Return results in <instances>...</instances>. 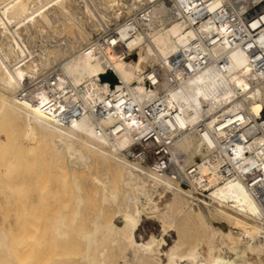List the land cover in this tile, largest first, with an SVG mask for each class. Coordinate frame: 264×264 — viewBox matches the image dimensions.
I'll return each mask as SVG.
<instances>
[{
    "label": "bare ground",
    "instance_id": "1",
    "mask_svg": "<svg viewBox=\"0 0 264 264\" xmlns=\"http://www.w3.org/2000/svg\"><path fill=\"white\" fill-rule=\"evenodd\" d=\"M163 1L0 0V154L9 163L17 151L22 156L23 146L20 151L16 149L19 135L27 136V142L36 136L37 144L44 141L49 145L46 151L47 145L40 142L39 149L44 147L48 155L50 151V159L57 160L65 173L61 191L56 187L50 192V184L47 189V183L37 184L42 188H37V195L34 188L35 198L29 196L31 188L26 181L28 191L21 179L15 182L20 188L16 190L19 199L22 193L20 212L24 217L30 216L28 211L33 215L31 233L24 228L22 233L19 229L21 234H15L23 249L34 243V264H257L256 260L264 257V219L242 184L217 185L208 190V199L197 201L176 182L150 173L124 156V150L142 133L138 119L115 115L93 120L82 116L65 124L60 117L66 109L64 101L42 110L16 99L23 81L55 69L60 79L85 86V98L100 100L106 92L126 88L137 106L148 105L157 92L145 87L144 70L161 66L183 39L193 34L186 23L169 21ZM147 4H154L152 20L129 44L128 58L122 59L115 50L87 48L106 27ZM83 16L92 21L90 29L82 26ZM71 26L77 27L74 34L70 33ZM215 51H226L228 61L222 69L211 68V78L204 73L169 91L164 101L174 115L170 125L188 124L191 129L174 133L177 136L170 147L173 157L184 164L193 163L197 155L203 158L213 143L206 130L192 129L198 121L211 119L212 124L221 114L238 110L253 120L264 112V85L251 72L247 56L237 48L228 49L224 41ZM108 71L119 79L113 88L100 79ZM156 122L159 127L165 123L162 118ZM93 167H101L104 174L86 177ZM199 171L204 173V167L199 166ZM48 193L52 206L45 199ZM51 207L54 216L47 237L41 229L44 213ZM18 217L20 222L25 221ZM2 230L0 252L6 250L5 242L11 244V233ZM47 243L52 250L46 251ZM12 251L9 255L15 256V249ZM7 255L5 259L13 264V257Z\"/></svg>",
    "mask_w": 264,
    "mask_h": 264
},
{
    "label": "built area",
    "instance_id": "2",
    "mask_svg": "<svg viewBox=\"0 0 264 264\" xmlns=\"http://www.w3.org/2000/svg\"><path fill=\"white\" fill-rule=\"evenodd\" d=\"M163 2L169 21L186 23L193 34L183 39L161 66L144 70L145 87L157 92L148 105L137 106L126 88L106 92L100 100L93 101L94 96L85 98V86H73L68 78L60 79L55 69L23 81L15 94L16 99L25 106L42 110L64 101L66 109L60 117L65 124L82 116H90L93 120L115 115L138 119L142 133L124 150L128 160L176 182L197 201L208 199V190L217 185L240 183L256 201L260 217L264 219V112L253 120L238 110L221 114L212 124L211 119L210 122L198 121L192 129L206 130L213 143L203 158L184 164L180 158L173 157L170 147L177 136L174 137V133L179 135L191 129L188 124L184 127L170 125L174 115L165 108L164 102L169 91L204 73L211 78V68H223L228 61L226 51H215L223 41L228 49L237 48L247 56L251 72L257 82L264 85V0ZM153 6L144 5L106 27L87 48L103 52L115 50L122 59L128 58L131 54L129 44L151 22ZM159 118L165 121L160 127L156 122ZM199 166L204 167V173H200ZM194 179L198 184L192 183Z\"/></svg>",
    "mask_w": 264,
    "mask_h": 264
},
{
    "label": "rangeland",
    "instance_id": "3",
    "mask_svg": "<svg viewBox=\"0 0 264 264\" xmlns=\"http://www.w3.org/2000/svg\"><path fill=\"white\" fill-rule=\"evenodd\" d=\"M108 13L110 12V10L109 11H107ZM123 17H125V16H123ZM122 17V18H123ZM122 18H120V19H118V21H120ZM82 19H83V22L84 23H82V26L85 28V29H90V26H92L91 24H92V21H90V18L88 19V17L87 16H83L82 17ZM117 21V22H118ZM88 27V28H87ZM73 29V30H72ZM70 30L72 31H70V33L72 34H74L75 33V31L77 30V27L76 26H71V28H70ZM28 136H30V135H28ZM19 137L20 138H18V140H17V148L16 149H19V151H20V147L21 146H23V149H21V154H22V156H18V155H20V152H18L16 149H14V151L13 152H15V151H17V153H16V155L15 154H13V155H15L14 157H12V156H10V157H12V160H9V163L5 160V155H4V159H3V154L1 153L0 154V227H1V230L2 229H4V233L6 234V232H10L11 234H10V236H11V238H9V236H8V238L10 239V245L8 244L9 242L7 241V242H5V249L7 250V253H8V255L6 254V250H4V251H1L0 252V264H9V263H11L10 262V260H7V259H5V257H6V255H7V257L8 256H10L11 254H13V251H12V249L14 250L15 249V256L13 255V256H10L11 258L13 257V259H11L10 257H9V259H11V260H13L12 262H14V263H16V264H34L35 263V257L33 258V256H34V254H35V248H34V243H29L30 244V246L31 247H29L28 245L23 249L22 247H21V243H20V240H18V238H19V233L20 232H18L19 231V229L21 230V233L23 232L22 230L25 228L26 229V231H27V233H31V230H32V225H31V223L29 224V222L31 221V219H33V218H30V216L32 217L33 215H32V212H26L27 213V215H28V213H30V216L29 217H24L23 215V213H21L22 211L20 210V208H19V204H20V199H21V194L22 193H19L20 194V199L18 198L19 197V195H18V192H17V194H16V190H19L20 188H18V184L16 185V183H18V182H20L19 180L21 179L22 180V184L24 185L25 183V185L26 186H28V188L30 189L31 188V190L28 192L30 195L29 196H34V197H32V198H35L36 197V195H37V193L39 194V192H38V189L37 188H39L38 187V185H41L42 186V184L43 183H47L46 185H45V189H47V186H49V184H50V186L51 187H49V191L51 190V189H53V188H58L59 189V191H61L62 190V182H63V180H64V170H62L61 168H60V166H58L59 164H58V162H57V160H53V161H55V162H53L50 158L52 157H49V155H51V152L49 151V155H48V153L46 152L47 150H48V147H49V145H47V144H45L44 143V141H43V143H42V141H40V140H38V141H40L38 144L39 145H41L42 144V146H46L47 145V149H46V151L45 150H42V149H44V147L42 148L41 146V148L42 149H39V146H38V144H37V141H36V139H38L36 136V138L35 137H29L30 139L31 138H33V140L34 141H32V140H29V138H28V142H31V146L30 145H28V144H30V143H28L27 141H24V139H26L27 138V136H26V138L25 137H21L20 135H19ZM20 139V140H19ZM25 143H24V142ZM20 142V143H19ZM33 142H36V144L34 143V145H33V147H34V149H36L35 147H37V150L39 151L40 150V153L37 151V150H35V151H33V147H32V143ZM27 143V144H26ZM19 144V145H18ZM26 144V145H25ZM45 144V145H44ZM29 146L28 147V149L29 150H26V146ZM25 146V147H24ZM12 147H14L15 148V145L14 146H12ZM41 151H43V153H41ZM45 151V152H44ZM24 152H25V154H24ZM27 152V153H26ZM47 155V157H46V155ZM24 155V156H23ZM38 155V156H37ZM39 155H41L43 158L45 157L46 159H43V158H40L41 156H39ZM43 155H45V156H43ZM29 156H31V157H29ZM36 156V157H35ZM1 157H2V159H1ZM16 157H18V161H17V159H16ZM19 157H20V159H19ZM35 157V158H34ZM200 156H195L194 157V160H197L198 158H199ZM7 158V157H6ZM9 159V158H8ZM14 159H15V161L16 162H14ZM23 159V160H22ZM32 159V160H31ZM41 159H43L42 161H43V163H41L42 161H41ZM21 160V161H20ZM46 160V161H45ZM5 161V162H4ZM31 161V162H30ZM27 164H26V163ZM35 162V163H34ZM39 162V164H37ZM55 163H57V164H55ZM96 168H97V170H96ZM9 170H10V172H9ZM91 171H92V173L90 172V173H87V175H85L86 177H88V176H91V177H94L95 175H103L104 174V171L102 170V168L101 167H93V169H91ZM96 171V172H95ZM17 175V177H16V175ZM13 174V175H12ZM6 175H8V176H6ZM13 176V177H12ZM8 177H10V179H11V183L13 182V183H15V184H11V186L10 185H8L9 183H7L8 182ZM91 177H89V178H91ZM13 178V179H12ZM17 178V179H16ZM9 179V180H10ZM25 183H24V182ZM10 182V181H9ZM38 184V185H37ZM8 185V186H7ZM12 185L14 186H16V187H12ZM24 185V186H25ZM43 185V186H44ZM25 186V188L27 189V191H28V188ZM40 186V188H39V190L42 188ZM7 187L9 188L7 191H6V189H7ZM24 188V187H23ZM34 188L37 190V191H35L36 192V195H35V193H33L34 192ZM44 188V187H43ZM89 188V187H88ZM14 189V190H13ZM13 190V193H11V191ZM47 192V191H46ZM51 192V191H50ZM11 193V194H10ZM156 194V193H155ZM154 194V197L156 198V197H158V195L156 194L155 195ZM52 195H50L49 193H48V195L45 197V199H47V201H48V203H49V201H50V203L49 204H51V202H52V197H51ZM38 197V196H37ZM6 198H8V199H6ZM188 198V197H187ZM17 199V200H16ZM37 199V198H36ZM52 199V200H51ZM157 199V198H156ZM8 200V201H7ZM14 200V201H13ZM15 201H17V202H15ZM9 202V203H8ZM7 203V204H6ZM93 203L94 204H97V201L96 200H94L93 201ZM7 205V206H6ZM12 206V207H11ZM51 206H52V204H51ZM60 206V205H59ZM16 207H17V209H16ZM54 207V206H53ZM53 207H51L49 210H47V211H45L46 213H44V221H45V225H44V227L41 229L42 231H43V233L45 234V236H49L50 234H51V231H52V229H51V223H52V221H53V216H54V212H53ZM4 210H6V211H4ZM56 210V209H55ZM204 210V209H203ZM14 211H16V212H14ZM18 211V212H17ZM21 211V212H20ZM1 212H3V213H1ZM206 212V211H205ZM22 215H21V214ZM4 214V216H2ZM20 214V215H19ZM208 214V213H207ZM5 215H6V221H4V217H5ZM18 216H20L21 217V219L22 220H25V221H23V223L22 222H20L19 221V217ZM210 217V216H209ZM212 218V217H211ZM17 219V220H16ZM20 219V220H21ZM27 219V220H26ZM1 220H3V221H1ZM16 221H17V223H16ZM7 222H9V223H7ZM25 222H26V224H25ZM2 223V224H1ZM21 223V224H20ZM9 224V225H8ZM18 224V225H17ZM23 224H24V226H23ZM27 228H29V229H27ZM17 229V230H16ZM0 230V231H1ZM8 230V231H7ZM3 231V230H2ZM18 233V234H15V233ZM14 233V234H13ZM20 233V234H21ZM15 239V240H14ZM17 240V241H16ZM12 241H13V243H12ZM47 241V240H46ZM51 242H52V240H50ZM46 243V242H45ZM50 243V242H49ZM16 244H18L17 246H19V247H17V246H15ZM33 244V245H32ZM48 244V243H47ZM49 245H51V244H48V246L46 247V251H47V249H50V250H52V248H50L49 247ZM32 246H33V249H32ZM9 249V250H8ZM50 250H49V253H50ZM4 254H3V253ZM10 252V253H9ZM25 252V254H23ZM34 253V254H32V253ZM19 254V256H18V254ZM47 253V252H46ZM6 254V255H5ZM10 254V255H9ZM20 254H21V256H20ZM27 254H28V256L30 257H27L26 259H24V257H26L27 256ZM3 255H5V256H3ZM31 255V256H30ZM33 255V256H32ZM24 256V257H23ZM18 257V258H17ZM4 258V259H3ZM17 258V259H16ZM16 262H15V261ZM18 260V261H17ZM29 260H30V262L31 263H26L27 261L29 262ZM13 263V264H14ZM256 263L257 264H264V257L263 256H261V261H258V260H256Z\"/></svg>",
    "mask_w": 264,
    "mask_h": 264
},
{
    "label": "water",
    "instance_id": "4",
    "mask_svg": "<svg viewBox=\"0 0 264 264\" xmlns=\"http://www.w3.org/2000/svg\"><path fill=\"white\" fill-rule=\"evenodd\" d=\"M136 55H132V58H135ZM100 79L102 82H108L110 84V87L113 88L116 83H118V79L115 76V74L111 71H108L104 74L100 75Z\"/></svg>",
    "mask_w": 264,
    "mask_h": 264
}]
</instances>
